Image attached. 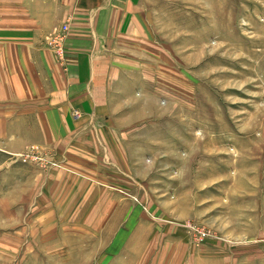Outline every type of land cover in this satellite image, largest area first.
<instances>
[{"label": "rangeland", "instance_id": "1", "mask_svg": "<svg viewBox=\"0 0 264 264\" xmlns=\"http://www.w3.org/2000/svg\"><path fill=\"white\" fill-rule=\"evenodd\" d=\"M142 6L109 118L73 122L90 165L37 121L0 138V264H264V0ZM59 172L80 181L73 217Z\"/></svg>", "mask_w": 264, "mask_h": 264}, {"label": "crops", "instance_id": "2", "mask_svg": "<svg viewBox=\"0 0 264 264\" xmlns=\"http://www.w3.org/2000/svg\"><path fill=\"white\" fill-rule=\"evenodd\" d=\"M142 9V0H0V138L10 137L12 126L37 121L43 138L71 139L58 146L70 153L67 166L90 165L73 163V138L75 152L82 153L88 137L86 130L73 133V122L109 118L108 76L117 71L119 42L140 36ZM56 38L65 48L63 62L50 47ZM56 178L53 200L61 202L63 217H73L65 207L73 208L80 181L63 172Z\"/></svg>", "mask_w": 264, "mask_h": 264}, {"label": "built area", "instance_id": "3", "mask_svg": "<svg viewBox=\"0 0 264 264\" xmlns=\"http://www.w3.org/2000/svg\"><path fill=\"white\" fill-rule=\"evenodd\" d=\"M62 55H63V53H62Z\"/></svg>", "mask_w": 264, "mask_h": 264}]
</instances>
